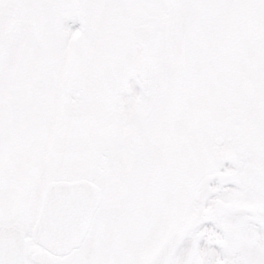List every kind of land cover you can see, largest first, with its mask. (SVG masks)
<instances>
[{"label":"snow or ice","instance_id":"1","mask_svg":"<svg viewBox=\"0 0 264 264\" xmlns=\"http://www.w3.org/2000/svg\"><path fill=\"white\" fill-rule=\"evenodd\" d=\"M0 264H264V0H0Z\"/></svg>","mask_w":264,"mask_h":264}]
</instances>
